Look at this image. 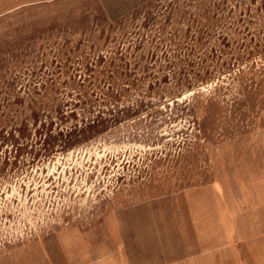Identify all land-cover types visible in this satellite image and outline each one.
Masks as SVG:
<instances>
[{
  "label": "rangeland",
  "instance_id": "rangeland-1",
  "mask_svg": "<svg viewBox=\"0 0 264 264\" xmlns=\"http://www.w3.org/2000/svg\"><path fill=\"white\" fill-rule=\"evenodd\" d=\"M188 261L264 264V0H0V264Z\"/></svg>",
  "mask_w": 264,
  "mask_h": 264
},
{
  "label": "crops",
  "instance_id": "crops-1",
  "mask_svg": "<svg viewBox=\"0 0 264 264\" xmlns=\"http://www.w3.org/2000/svg\"><path fill=\"white\" fill-rule=\"evenodd\" d=\"M174 257H178V253H176V254H174V255H171V256H169V258H167V259H171V260H167V261H172V260H174ZM179 262H177V264H178ZM184 264V263H183ZM185 264H189V261L188 262H185Z\"/></svg>",
  "mask_w": 264,
  "mask_h": 264
}]
</instances>
